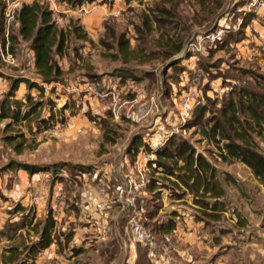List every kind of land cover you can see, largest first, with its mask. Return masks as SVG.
Instances as JSON below:
<instances>
[{"label": "rangeland", "instance_id": "374dc122", "mask_svg": "<svg viewBox=\"0 0 264 264\" xmlns=\"http://www.w3.org/2000/svg\"><path fill=\"white\" fill-rule=\"evenodd\" d=\"M102 1L86 3L65 14L67 25L71 19L79 20L91 38V42H74L70 51L71 60L65 58L63 61L67 71L65 78L58 83L45 84L44 91L30 89L27 83L22 82L23 85H19L15 97L10 100L19 102L17 107L21 108V112H26L39 102L41 105L37 111L19 122L0 118V182L3 186L0 201L6 205L3 212L13 210L10 217L18 226L23 215L32 217H26L22 231L14 232L12 242L5 241L1 246L0 264H6L2 255L5 253L9 256L6 250L12 247L20 248V256L10 264H264V179L253 176L247 165L239 160H224L223 156H228L225 147L227 140L218 135L216 139L219 141H213L203 133V126L193 125L196 114L181 124L177 112L173 111L170 94H166L164 99H171L173 106L168 100L164 107L172 109V121L168 123L169 132H164V135L171 134L170 138L180 136L209 160L215 171V180L224 189V196L219 199V209L214 210L212 205L215 199H205L210 204L207 209L197 203V198L180 183H168L170 188L166 186L157 195L134 188L136 207L142 213L145 227L155 236L158 248L151 252L148 247L135 242L130 225L133 213L132 210L125 212V199L128 196H123L117 187L129 182L139 170L147 172L151 180L147 158H144L146 154L132 159L126 154V148L133 134L138 132L151 141L156 139V132L149 129L138 131L139 125L124 115L121 119L108 121L106 129L101 118L112 114V111L104 109L103 102L97 96L106 88L102 86V81L110 82L111 89L116 90V72L122 66L142 71L154 68L156 73L162 71L167 63L162 64L158 59L154 62L148 60L155 57L154 52L164 44L168 35L155 22H151L153 27L149 30L148 42L143 43L133 30L136 24H141L145 15H150V10L160 0ZM256 1L259 0H228V9L234 8L236 3H244V8H248L251 2ZM54 3L60 4L54 0L52 8L55 7ZM60 5L58 9L64 10L63 4ZM199 8L197 0L179 2V11L184 14L193 15ZM225 12L210 28H196L189 41L201 39L220 28L225 31L224 36L227 30H234L237 23L231 12ZM107 20L116 26L118 32L128 36L132 56L135 54L141 59L130 63L128 59L125 63L117 48L102 44ZM203 44L205 48L201 54L197 57L187 55L190 61L181 62L182 66L194 70L196 75L186 79L184 72L177 75L174 69H169L161 78L162 82H167L173 88L176 99L184 91L202 89V106L208 107L203 118L205 121L218 115L209 99L216 101L220 109L231 89L247 81L242 68L258 70L261 67L264 73V51L254 56L248 46L219 51L218 42L211 45L203 41ZM29 48V42L24 43L18 38L12 46L16 65L0 64V77L3 78L0 81V105L10 91L13 80L21 78L41 82L30 64V58L26 57ZM21 53L25 54L22 60L19 59ZM209 54L212 56L206 64L203 59ZM18 71L21 74H17ZM209 74L223 79L209 82ZM226 77H236L239 82L232 83ZM142 84L145 91H151L148 83ZM208 88L213 91L208 92ZM154 97L156 100L153 103L149 102L152 98L150 94L146 96L148 100L145 97L143 100L151 118L163 112L157 91ZM66 104L68 108L61 111ZM136 104L141 103L137 100ZM51 114H54L53 120L46 121ZM210 125L206 124L205 127L210 128ZM117 134L119 138H115ZM255 143L264 153V137H256ZM19 164L44 167V173L30 174L18 167ZM116 167L124 176V183L117 179ZM48 169L52 172L48 173ZM12 193L14 195L11 197ZM140 198L144 199L140 200L142 208ZM16 202L26 203V208L22 205L24 212L16 210ZM150 212H155L153 217L149 216ZM48 218L55 222L52 234L55 243L38 256L27 257V248L38 241ZM170 221L176 222V229L167 233L165 229ZM69 233L70 241L67 242L65 234ZM115 240H120V247ZM112 242L116 243L117 249L111 247ZM139 248L146 256H140Z\"/></svg>", "mask_w": 264, "mask_h": 264}, {"label": "trees", "instance_id": "16d2710c", "mask_svg": "<svg viewBox=\"0 0 264 264\" xmlns=\"http://www.w3.org/2000/svg\"><path fill=\"white\" fill-rule=\"evenodd\" d=\"M58 1L67 2L73 7H79L86 3H92L95 0ZM107 1L108 0H103L102 2L106 3ZM179 2L180 0H160L157 2L156 6L150 10V15H145L141 24H136L135 27H133V30L138 33L140 36L139 39L143 43L148 42L149 30L153 27L151 22H155L159 29L168 35L164 44L154 52L153 55L155 57L148 60V62H154L155 59H158L162 64L167 63L163 71L164 75L169 69H174L177 75L186 71V67L181 65L182 60L174 58L182 53L185 45L196 32V28L204 26H209L208 28H210V25L214 24L216 19L229 5L228 0H197L200 4V8L196 9L193 15H189L179 11ZM243 5L245 4L236 3L235 7H231L229 11L231 10L236 13L237 9ZM253 12L254 11H251L244 16L240 29L232 30L233 32L227 30L226 35L218 44L219 51L233 48L232 44L243 36V28L254 16ZM239 15L240 14H236V17ZM16 23L19 24L17 32L13 29V25ZM104 27L106 31L102 44L108 48H117L118 52L123 55L125 63L128 59V63L138 58L141 59V56L138 57L135 54L132 56L130 50L131 42L124 32H118L116 26L111 24L108 20L104 23ZM4 33V2L0 0V40ZM18 38L30 43V48L34 51V68L36 74L40 76L41 82L23 80L21 78L12 81L10 91L0 105V118L11 119L16 122L25 120L33 115L41 105V103L37 102L26 112H21V108L17 107L19 102H10V100L15 97L19 85L25 82L30 89L36 88L39 91H44L45 84L61 82L67 75V71L63 66V61L65 58L69 61L71 60L70 51L74 47V42H91V38L87 31L79 24V20L71 19L66 28L57 26L52 20V12L49 4L41 0H33L31 4L23 5L17 12L15 20L10 27L11 50L13 42L15 43ZM211 56L210 54L209 57H207V59L204 58L203 61L207 64ZM201 66L206 69V66L202 63ZM243 72L246 73V71ZM247 72L251 73V78L253 80L247 82L242 87L235 86L234 89H231V95L229 96L232 97H228L220 106V109L217 108L218 103L216 101H211L209 99L210 104L218 111V115H214L203 121L208 107L201 105L195 111L196 122H193V125L203 126V133L213 141H219L216 139L218 135L221 136L222 139L227 140L225 147L227 148L228 156H223L224 160L227 161L229 158L239 160L252 170L255 177L264 179V154L257 150L255 142L242 141V135L238 130V128L246 129V122L248 121L242 120V116L247 112L249 115H252L250 119L254 116L264 117V75H258L251 70H247ZM116 73L118 75L117 77L121 79V82H124L128 78L134 79L137 82L146 81L149 85V89H153L156 82H158V76L154 68H152V70L142 71L137 70V68L122 66L117 69ZM210 77L211 80L219 78L216 75ZM226 79L230 78L226 77ZM234 79L238 78L235 77ZM166 86L170 88L167 82ZM66 108H68V104H66L61 111H64ZM53 118L54 114H51L46 121L51 122ZM108 121H112L110 114L105 118H101V122H104L106 129ZM254 122H257V120L254 119ZM206 124H211L210 128H206ZM117 136L118 137L115 138L120 137L118 134ZM115 138H113V142ZM238 139L241 143H239ZM141 149H143L142 151L146 154L155 155V159L150 160L147 164L148 168L151 170L152 177L149 185L143 192L150 191L157 195L160 193L161 189L166 188L170 183L173 185L180 183L197 198V203H201L203 207L208 209L210 208V204L205 201V199L213 198L215 202L212 208H214V210L219 209V199L224 196V189L221 187L219 181L215 180L214 168H212L209 160L195 151L196 149L186 142V140H182L180 136H172L162 147L153 150L142 142V136L140 134H135L126 148V154L136 157ZM179 164L182 166H179ZM18 167L24 168L30 174L38 173L44 169V167L22 164H19ZM156 173L159 175L157 176ZM168 188H170V186H168ZM140 200L144 199L140 198L139 204ZM140 206L141 208L143 207L141 204ZM16 210H22V212H24L25 208L21 203H17ZM154 214L155 212H150L149 216L153 217ZM28 216V214H25V216L23 215L21 217V224L19 226L15 222L8 223L1 234L7 236L9 240H13L16 232L20 229H24L25 219ZM54 227V220L48 218L38 241L27 248L29 251L27 257L34 255L38 256L43 250L50 247L52 243H55V238L52 237ZM175 229L176 222L170 221L165 231L169 233ZM122 232L124 233V229H122ZM69 235L71 236V233L65 234V241L67 242L70 241ZM115 241L118 247H120V240ZM116 243L112 242L111 247L114 246L117 249ZM19 250V247L8 248L6 251L9 253V256H6L4 253L2 255V260L6 264L16 262L20 256ZM139 251L140 256L145 255L144 251H141L140 248Z\"/></svg>", "mask_w": 264, "mask_h": 264}, {"label": "crops", "instance_id": "0c3cea01", "mask_svg": "<svg viewBox=\"0 0 264 264\" xmlns=\"http://www.w3.org/2000/svg\"><path fill=\"white\" fill-rule=\"evenodd\" d=\"M226 12L227 13L228 12L229 13L230 12L232 13L233 19L237 23L236 26H234L235 27L234 30H238L242 26V23H243V20H244V16H246L251 11H248L247 10V7L244 8V6H243V7H239L237 9L236 13L232 12L231 10L229 11V9L227 7ZM236 14H240V15L238 17H236ZM253 14H254V16L250 19L249 23H247L246 26L243 28V31H244L243 36L238 41H235L232 44V47H237V48H239V47H245V48H247V46H248V49L251 50L253 52V55L255 56L259 52H263L264 51V9L258 8L256 11L253 12ZM90 21L92 22V19H90ZM13 26H14L13 29L15 30V32H17V30L19 29V24L16 23ZM6 31H7V29L5 30V32ZM24 43H26V42L24 41ZM183 51H182V54L177 55L178 58H174V59H181L182 61L184 60L185 62L186 61L189 62L190 61V59H189L190 57L187 56V55L185 56L183 54ZM208 53H205L204 52V54H208ZM209 55H208V57H209ZM24 56H25V54H22L21 53V55L19 56V59L22 60L24 58ZM27 56H28V58H30V64H32V67L35 70V68H34V51L31 48L28 49V54L26 55V57ZM258 57H257V59H258ZM205 58H207V57H205ZM260 61H262V59H260ZM198 62H199V60H198ZM0 64H3V63H0ZM161 70L162 71L156 73L157 76H158V82H156V85H155L156 88L155 89L154 88L151 89V91H149V90L145 91L144 90V87H143V84L142 83L147 84L146 81L137 82L134 79L128 78L124 82H121V79L117 77L116 82H115L116 93L119 95V101H118L119 102V106H121V108H122L121 109V116L122 115L125 116L126 112L132 106V103L135 100L136 101L138 100V102L141 103V104L133 103L135 105L134 106L135 108L140 107V106L146 107L144 105V103H143V100H144V97L146 98L147 94H150L152 96V98H150L149 102L152 101V103H153V101L156 100V98L154 97V92L155 91L158 92V97H159L158 103L161 106V109L163 110L162 115L161 114L160 115L154 114V115H152V118H151V116H149L146 123L138 124L139 127L137 126V130L138 131H140V130L142 131L143 129H149L150 132H152V131H155L156 132V134H154V136H155L156 139H150L151 141H148L144 136H142V142H144L145 144H147L153 150H156V149L162 147L168 141V139L171 136V134H167L165 136L164 135V132H169L168 123H171V121H172V119H171V115H172L171 114V111H172V109H169V107H164V106L167 104V101L168 100H169V102H170L171 105H172V102H171V99H169L168 97H167V99H164V97L166 96V94H170V96H171V98L173 100V104H174V106L172 105L173 108H174L173 111H175V112H177V103H178V99H176L177 96L176 97L174 96V90H173V88H171V86H170V88H168V86H166V83L162 82V78L161 77L164 75L163 74L164 69L162 68ZM247 70L248 71L251 70V71L255 72L258 75H264V73L262 72L263 69L261 67L258 68V70H256V69L253 70V69H248V68H242V71L241 72L246 71V73H244V74H246V76L248 78H247V81H245V83L240 84L238 86H241L242 87L247 82H251L253 80L251 78V73L247 72ZM184 73H185L186 79H187V77H193V75H196L195 72H194V70H191L189 68V66L187 67V70L184 71ZM17 74H21L20 71H18ZM12 75L14 77H18V76L14 75V74H11V76ZM208 76L210 77L212 75L209 74ZM234 78L231 77V79H230V80H232V83L235 82V81L236 82H239L238 79H234ZM2 79L3 78L0 77V81H2ZM219 79H223V78L222 77H219L217 79L211 80V77H210L208 79V81L209 82H216ZM107 82L102 81V86L103 87L108 86V85L111 86L110 82L109 83H107ZM185 83H180V84L181 85H183V84L185 85ZM21 85H23V83H21ZM158 88H160V90ZM210 91L212 92L213 90L208 89V92H210ZM130 94L133 97L130 96ZM229 95H231L230 92H229L228 96ZM229 97H232V96H229ZM125 98H129V99L127 100ZM101 102H103L104 109H107L108 111H111L110 110V104H109L110 103V100L101 101ZM152 103L150 104L149 107L152 106ZM146 108H148V107H146ZM108 111L106 113H108ZM109 114L111 115V119L112 120H114V119H117L118 120L119 118L121 119V116L119 118H116V117H114L113 114H111V113H109ZM251 116L252 115H249L248 112L246 114H244V116H242V118H243L242 120L248 121V122H246L247 126L245 125L246 126V129H242V128H239L238 129L239 132H240V134L242 135V139H241L242 141L243 140H246V141H249L250 140V141L255 142L256 141V137H257V139L258 138H261V137H264V117H260V116L255 117L254 116L252 119H250ZM125 118H126V116H125ZM254 119L257 120V122H254ZM257 128H258V130H257ZM252 132H255L256 134H251ZM135 134H139V133L137 132ZM135 134L132 135V138L134 137ZM253 135H256V137L254 138ZM132 138H130V141H131ZM158 138L160 140H158ZM256 148H257V150L260 153L264 154L259 149V147H258L257 144H256ZM142 150L143 149H141L140 153L138 154L139 156L137 155L138 158L140 157L141 154H146ZM128 156L131 157V155H129V154H128ZM128 156H127V158H128ZM133 158H135V156H132V159ZM144 158L145 159L147 158L146 159V162H147L148 160L155 159V155L154 154H151V155L150 154H146V156ZM140 160H143V158L140 159ZM117 167H116V169H117L116 172L118 174V175L116 174L118 176L117 179L119 181H121V182L123 181L122 183H124V179H123L124 176L121 175V173H120V171H118V168ZM247 168H249V167L247 166ZM44 171H47V170H44ZM250 171H251V173H253L251 169H250ZM51 172L52 171L50 169H48V173H51ZM41 173H44V172L43 171H40L37 174L39 175ZM156 174L159 175L158 173H156ZM252 175L254 176V174H252ZM257 179H259V178H257ZM259 180H261V179H259ZM0 181H1V177H0ZM255 182H258V181H255ZM2 188H3V186L1 185V182H0V189H2ZM13 195H14V193L11 194V197ZM21 205H23L25 208L27 207L26 206V203L25 204L22 203ZM5 207H6L5 203L2 202V201H0V250H1V246L4 244L5 241H8V242L11 241L12 242V240H9V238L7 236H3L1 234V232L4 230L5 226L8 223H14V220L10 217L11 216L10 213H12L13 210H11V212L4 213L3 211L5 210ZM10 209L11 208H9V210ZM22 230L23 229H20L19 232L22 231Z\"/></svg>", "mask_w": 264, "mask_h": 264}, {"label": "built area", "instance_id": "2783aa9c", "mask_svg": "<svg viewBox=\"0 0 264 264\" xmlns=\"http://www.w3.org/2000/svg\"><path fill=\"white\" fill-rule=\"evenodd\" d=\"M33 0H3L4 2V17H5V30L7 31L4 33V37L0 40V63H5L9 66L16 65V56L11 50V42H10V27L15 20L17 12L22 8L25 4H31ZM43 2H51L50 10L52 12V20L53 22L61 27L64 28L65 24L67 25V21L64 19L67 18L65 14L71 10L76 8H81L82 6L73 7L72 5L68 4L67 2H59L63 4L64 10L58 9V6L54 3L55 7L52 8V2L54 0H41ZM49 1V2H48ZM258 8L264 9V0H259L256 2H251L250 6L247 8L248 11H256ZM224 30L220 28L219 30L210 32L206 34L204 37L194 38L190 40L185 49L184 55H190V57L195 56L197 57L198 54L202 53V49H204L203 41H208L211 45L219 43L224 38ZM199 59V57H198ZM106 88L100 94H98L97 99L100 101L110 100V110L114 117L119 118L121 116V106H119V95L116 93V90L111 89V87L105 86ZM108 90L110 92H105ZM203 96L201 93V89L192 88L188 91H184L182 95L178 99L177 103V116L178 120L181 124H185L188 122L195 114V111L198 107L203 104ZM137 101H133L136 103ZM128 109L125 116L127 119L132 120L137 124H143L147 122L149 117L150 110L146 107L140 106L135 108L134 104ZM153 160V159H152ZM148 160L147 162H149ZM146 162V163H147ZM148 164V163H147ZM149 170V171H148ZM147 171L150 172V168L147 166ZM150 177L147 172L143 170H139V173L135 174L133 177L130 178L129 182L118 186V190L121 192L123 196L127 195L128 199H125V212L132 210L133 218L131 219L130 225L133 231V235L135 238V242L141 243L143 246L149 248L151 252H155L158 248L156 238L144 225L143 218L141 216V211L137 209L136 202H137V195L133 193V189H140L145 190V188L150 183Z\"/></svg>", "mask_w": 264, "mask_h": 264}]
</instances>
